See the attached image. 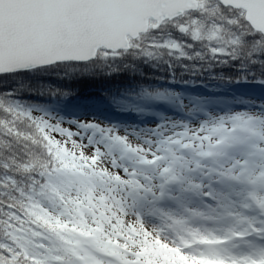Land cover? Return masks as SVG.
Wrapping results in <instances>:
<instances>
[{
    "label": "snow or ice",
    "instance_id": "obj_1",
    "mask_svg": "<svg viewBox=\"0 0 264 264\" xmlns=\"http://www.w3.org/2000/svg\"><path fill=\"white\" fill-rule=\"evenodd\" d=\"M129 69L105 97L153 120L61 115L98 102L53 80ZM205 75L264 83V0H0V264H264V99L161 83Z\"/></svg>",
    "mask_w": 264,
    "mask_h": 264
},
{
    "label": "trees",
    "instance_id": "obj_2",
    "mask_svg": "<svg viewBox=\"0 0 264 264\" xmlns=\"http://www.w3.org/2000/svg\"><path fill=\"white\" fill-rule=\"evenodd\" d=\"M176 38H180L177 35ZM191 43V41L186 40ZM138 72H143L147 76H161V73L154 71L150 66L137 63L136 65ZM212 75H224L227 78H235L239 73L233 67L216 68ZM139 75L133 76L131 69L122 70L119 74H114L111 78H96V79H81L75 82H61L53 80L52 83L63 88L64 91L69 93V98L64 102L65 112L71 113L75 111L80 103L88 100H95L98 105H94L91 110H84L82 113L78 112L73 116L64 115L65 120L72 119L77 115H99L106 119H115L123 122H127L129 119L138 116L132 112H122L115 110L111 104L108 103L105 95L116 87L130 83L133 79H139ZM188 79V77H185ZM196 83H171L161 82L167 87L172 88L174 91L181 93L179 99H182L185 104L192 105L197 104L198 101L193 100V97L206 98L204 103L210 107H218V101L223 100L224 102L232 101V106L235 108L243 107V105L236 103L239 98H260L264 99V83L258 81H243L239 82H223L216 79L209 78L205 75L203 77H194ZM259 79V78H258ZM156 83V82H153ZM56 97H53V104L56 103ZM66 99V98H61ZM156 110H162L169 114H173L176 109L167 102L164 101H152L151 102ZM101 115V116H100ZM146 120H153L152 115H147ZM149 118V119H148ZM139 121V118H138ZM68 125L64 124V127Z\"/></svg>",
    "mask_w": 264,
    "mask_h": 264
},
{
    "label": "rangeland",
    "instance_id": "obj_3",
    "mask_svg": "<svg viewBox=\"0 0 264 264\" xmlns=\"http://www.w3.org/2000/svg\"><path fill=\"white\" fill-rule=\"evenodd\" d=\"M81 104V103H80ZM79 104V105H80ZM101 116V115H100ZM73 118H78L80 120H92V119H95V120H98L102 123H107L108 121H111V122H123V121H120V120H115V119H106L104 117H99V115H87V116H83V115H77V116H74ZM72 118V119H73ZM147 118H145L143 121L139 120L138 121V116H135L134 118H131L129 119L127 122L129 123H137V122H150V120H146ZM149 119V118H148ZM194 126H195V122H194ZM65 127H71L69 124L66 125ZM73 131H75L76 129L75 128H72Z\"/></svg>",
    "mask_w": 264,
    "mask_h": 264
}]
</instances>
